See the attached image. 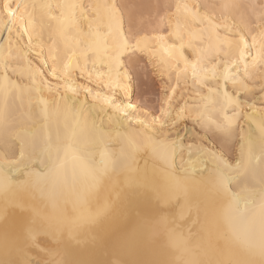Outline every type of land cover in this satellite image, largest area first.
<instances>
[{
	"label": "snow or ice",
	"instance_id": "1",
	"mask_svg": "<svg viewBox=\"0 0 264 264\" xmlns=\"http://www.w3.org/2000/svg\"><path fill=\"white\" fill-rule=\"evenodd\" d=\"M0 264H264V0H0Z\"/></svg>",
	"mask_w": 264,
	"mask_h": 264
},
{
	"label": "bare ground",
	"instance_id": "2",
	"mask_svg": "<svg viewBox=\"0 0 264 264\" xmlns=\"http://www.w3.org/2000/svg\"><path fill=\"white\" fill-rule=\"evenodd\" d=\"M51 2H57V0H51ZM84 2H95V0H84ZM37 51H40V49H37ZM47 59L48 60V64L51 65V60L48 58V53H47V48L43 49V56L41 57V62H43V60ZM45 79H52L51 74L48 73V75L45 76ZM84 83H87L86 80L83 81ZM63 90V89H62ZM81 99H83V93H81ZM209 107H211V105H209ZM191 123H189L188 125V133L187 134H191ZM184 133H182L183 135ZM76 259H81V260H102L105 257L100 254V253H81V254H77Z\"/></svg>",
	"mask_w": 264,
	"mask_h": 264
}]
</instances>
